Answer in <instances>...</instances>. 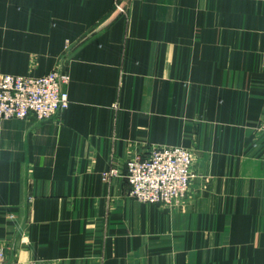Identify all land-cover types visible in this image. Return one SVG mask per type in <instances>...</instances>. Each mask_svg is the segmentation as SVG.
<instances>
[{"label": "crops", "instance_id": "obj_1", "mask_svg": "<svg viewBox=\"0 0 264 264\" xmlns=\"http://www.w3.org/2000/svg\"><path fill=\"white\" fill-rule=\"evenodd\" d=\"M117 1L0 0V74L70 76L0 121L4 264H264V0ZM162 147L194 155L171 208L128 196Z\"/></svg>", "mask_w": 264, "mask_h": 264}, {"label": "built area", "instance_id": "obj_2", "mask_svg": "<svg viewBox=\"0 0 264 264\" xmlns=\"http://www.w3.org/2000/svg\"><path fill=\"white\" fill-rule=\"evenodd\" d=\"M123 1L116 8L124 13ZM70 76L55 69L41 77L0 74V121H51L70 105L67 87ZM194 155L183 147L156 148L148 156L137 155L126 164L129 183L128 196L145 204L171 208L186 199L194 178ZM117 172L104 173L107 180ZM5 250L0 247V264H4Z\"/></svg>", "mask_w": 264, "mask_h": 264}]
</instances>
